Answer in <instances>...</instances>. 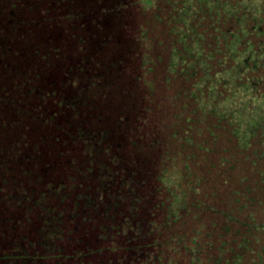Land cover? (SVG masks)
Wrapping results in <instances>:
<instances>
[{
    "label": "trees",
    "instance_id": "1",
    "mask_svg": "<svg viewBox=\"0 0 264 264\" xmlns=\"http://www.w3.org/2000/svg\"><path fill=\"white\" fill-rule=\"evenodd\" d=\"M193 7L0 0V264H264V134L241 149L200 109L180 41L232 69L240 20ZM247 17L241 71L264 96V19ZM54 210L50 254L36 233Z\"/></svg>",
    "mask_w": 264,
    "mask_h": 264
},
{
    "label": "rangeland",
    "instance_id": "2",
    "mask_svg": "<svg viewBox=\"0 0 264 264\" xmlns=\"http://www.w3.org/2000/svg\"><path fill=\"white\" fill-rule=\"evenodd\" d=\"M185 6L202 5L209 13L227 18H239L237 34L229 41L228 55L234 63L232 69H223L215 74L207 72V61L203 57L196 41L188 43L187 33H182L180 41L187 52L193 56L194 63L202 69L204 77L201 78L197 89L201 91L200 109L219 118L229 120L235 127V135L241 149L249 146L253 131L264 134V96L254 95L251 84L243 80L241 67L244 61L254 54L252 44L248 42L246 22L247 14L251 20L260 24L264 19V0H183ZM194 4V5H193ZM186 14V15H185ZM181 18L187 31L189 30V12ZM177 63L176 55L171 57V66ZM207 90L203 97V91ZM225 95V96H224Z\"/></svg>",
    "mask_w": 264,
    "mask_h": 264
},
{
    "label": "flooded vegetation",
    "instance_id": "3",
    "mask_svg": "<svg viewBox=\"0 0 264 264\" xmlns=\"http://www.w3.org/2000/svg\"><path fill=\"white\" fill-rule=\"evenodd\" d=\"M25 197L27 198V196H25L23 194L21 199L23 200ZM46 212L47 211H44V213H43L44 222L42 223V225L39 229H41L45 226H47V227H45L46 228L45 231H44V228L42 230L38 231V233H37L38 239L36 240L38 242L37 246L42 251L48 252L50 254L51 253H60V251H59L60 244L62 243V245H63V241L66 240V235H64V233L62 232V229L58 225L59 221L61 219V213L58 212V210H54V212H52L50 215H47ZM46 218H47V220H46ZM54 228L60 229L61 238H55L49 234V230L54 229ZM60 260H61V262H63V256L60 258ZM58 264H61V263H58Z\"/></svg>",
    "mask_w": 264,
    "mask_h": 264
},
{
    "label": "crops",
    "instance_id": "4",
    "mask_svg": "<svg viewBox=\"0 0 264 264\" xmlns=\"http://www.w3.org/2000/svg\"><path fill=\"white\" fill-rule=\"evenodd\" d=\"M45 227H47V226H45ZM45 227H43L44 228V231L46 230ZM43 228H41L39 230H42ZM26 230L32 231L31 227L29 229L27 228ZM32 233H33V237H34V232L32 231ZM37 233H38V231H37ZM37 233H36V237L38 238ZM49 234L51 236L55 237V238H61V231H60L59 228H54V229L49 230Z\"/></svg>",
    "mask_w": 264,
    "mask_h": 264
}]
</instances>
